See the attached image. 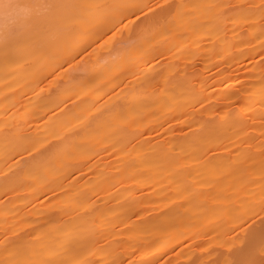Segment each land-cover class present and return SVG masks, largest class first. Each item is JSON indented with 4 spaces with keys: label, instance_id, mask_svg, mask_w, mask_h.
<instances>
[{
    "label": "bare ground",
    "instance_id": "bare-ground-1",
    "mask_svg": "<svg viewBox=\"0 0 264 264\" xmlns=\"http://www.w3.org/2000/svg\"><path fill=\"white\" fill-rule=\"evenodd\" d=\"M155 1L0 0V264H213L248 241L264 6L180 0L141 19ZM36 4L52 7L21 11ZM117 27L118 58L66 66ZM178 59L192 68L175 76Z\"/></svg>",
    "mask_w": 264,
    "mask_h": 264
},
{
    "label": "rangeland",
    "instance_id": "rangeland-1",
    "mask_svg": "<svg viewBox=\"0 0 264 264\" xmlns=\"http://www.w3.org/2000/svg\"><path fill=\"white\" fill-rule=\"evenodd\" d=\"M180 0H156L151 6L146 7V9H143L141 12H139L137 15H141V19L145 18L146 16H148L149 14V10L152 7H156V8H162V7H167V9L169 11H172L174 9V7L177 5V3H179ZM241 3H245V0H223L222 4L225 6V13H229L235 9L241 8ZM249 3H251L252 5H254V7L260 8L264 6V0H249ZM162 6V7H160ZM126 21V19H124V22ZM122 33L121 30L119 29V27L117 28H113L110 31H108L107 33H105V35L102 38H99L98 40H96L95 42H93L92 47L88 48V49H80L75 55L74 57L71 59L70 63H66V66H70L71 71L75 74H79L80 73V68L77 67V64L80 63L81 65L84 64L85 59L83 58L84 55L90 53L91 55L96 54V53H100L102 55L107 54V52L109 50H114L115 54H113L111 57H116L117 54L119 53L117 51V48L119 46H121V40H122ZM114 58V59H115ZM192 61L188 60L187 62L184 59H178L176 61V64L178 65V69L176 71L175 76H178L180 74H182L184 71H182V69H180V66L185 67V69H189L190 68V63ZM134 81V77L130 76L128 79H125L124 81H121L117 87L118 89H123V91L131 86L130 84ZM126 96L121 94V96L118 98V101L120 100H125ZM68 103V101L66 102ZM126 104V102H124L123 104H119V108L124 107V105ZM112 105L110 106H106V105H102L100 107L101 111L106 112L107 109L111 108ZM3 199H7L10 200L12 198V193L8 190L3 191V193L1 194ZM247 220V219H245ZM244 220V221H245ZM258 223V221H257ZM251 224V221L249 220L247 223H243L242 229L243 231L245 230V228L247 227L248 229V235L250 236V230H249V225ZM3 226L0 224V228H2ZM9 235V234H6ZM10 236V235H9ZM17 236H14L13 239H16ZM11 239V237L9 238V240ZM1 240V239H0ZM9 246V242L6 240L5 241V245L4 247H8ZM257 261V264H259V262L264 259V257L260 256L258 258H255Z\"/></svg>",
    "mask_w": 264,
    "mask_h": 264
},
{
    "label": "snow or ice",
    "instance_id": "snow-or-ice-1",
    "mask_svg": "<svg viewBox=\"0 0 264 264\" xmlns=\"http://www.w3.org/2000/svg\"><path fill=\"white\" fill-rule=\"evenodd\" d=\"M51 7L52 5L48 4H36L32 9H22L21 11L26 15H30L33 10L38 12L41 8ZM241 219L243 218L241 217ZM249 220L251 224L249 225L250 236L248 241L234 253H230V255L226 256L223 260L214 261L213 264H257L254 258L257 245V227L259 228V251L262 256H264V204L261 205L259 212H254L251 216H248L247 220L244 222L247 223ZM237 239H239V237H237ZM4 264H9V262H4ZM259 264H264V259H262Z\"/></svg>",
    "mask_w": 264,
    "mask_h": 264
}]
</instances>
